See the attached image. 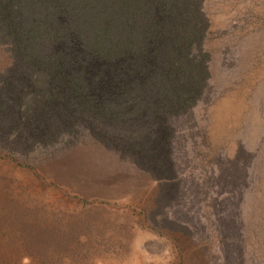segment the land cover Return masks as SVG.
Returning a JSON list of instances; mask_svg holds the SVG:
<instances>
[{"label":"rangeland","instance_id":"374dc122","mask_svg":"<svg viewBox=\"0 0 264 264\" xmlns=\"http://www.w3.org/2000/svg\"><path fill=\"white\" fill-rule=\"evenodd\" d=\"M202 12L209 79L179 121L172 176L86 132L1 140L0 264H264V0ZM0 41L4 78L18 57Z\"/></svg>","mask_w":264,"mask_h":264},{"label":"trees","instance_id":"16d2710c","mask_svg":"<svg viewBox=\"0 0 264 264\" xmlns=\"http://www.w3.org/2000/svg\"><path fill=\"white\" fill-rule=\"evenodd\" d=\"M202 3L0 0V37L18 57L0 78V141L48 146L86 132L170 178L179 121L209 79Z\"/></svg>","mask_w":264,"mask_h":264}]
</instances>
